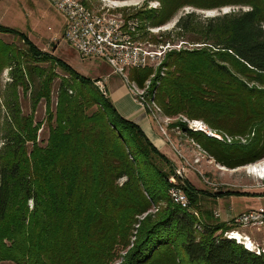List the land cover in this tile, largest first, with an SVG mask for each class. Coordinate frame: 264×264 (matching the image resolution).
<instances>
[{
    "label": "trees",
    "instance_id": "trees-1",
    "mask_svg": "<svg viewBox=\"0 0 264 264\" xmlns=\"http://www.w3.org/2000/svg\"><path fill=\"white\" fill-rule=\"evenodd\" d=\"M151 1L160 7L130 17H138L142 28L165 25L187 7H247L213 17L195 11L178 17L175 37L192 47L166 55L155 102L167 117L200 120L243 140L225 143L180 124L216 164L236 169L262 160L264 0ZM0 33L18 36L34 63L24 66L22 56L0 42V75L9 69L12 91L4 95L0 123V264H264V254L224 237L235 230L233 224L212 222L201 206V197L245 193L198 190L176 176L173 162L117 112L96 79L41 54L23 33L2 25ZM151 74L149 68L134 69L129 80L142 88ZM17 88L29 95L28 114ZM40 101L47 114L44 139L34 120ZM171 176L187 196L188 209L170 199Z\"/></svg>",
    "mask_w": 264,
    "mask_h": 264
},
{
    "label": "rangeland",
    "instance_id": "rangeland-1",
    "mask_svg": "<svg viewBox=\"0 0 264 264\" xmlns=\"http://www.w3.org/2000/svg\"><path fill=\"white\" fill-rule=\"evenodd\" d=\"M89 6L92 9H97L100 5H102L97 0H88ZM114 2H124V6H116L117 12H119V9L123 10L121 14H126L128 19L130 20V23L135 24V28L137 30V34L141 35L142 33H145L146 36L143 38L141 37V41H149L151 43H159L162 42L166 35L170 33L169 39L166 41L171 45V50L167 51L164 58L160 60L159 63L154 64L152 66H149L148 68L152 70V74L149 76L148 80L144 82V99L147 101V104L150 105V107L153 108L155 118L159 122L156 123L152 115L147 112L148 118H150L151 122L153 123V126L157 132V134L163 139V141L166 143V151L169 159L174 164V170L180 169L182 179L188 180L196 189L198 190H204L208 192H217L218 190H224V191H245V194H252L254 190H264V180L259 181L256 179L255 176L249 175L245 172L243 167H239L236 169H228L226 167L221 168L222 166L219 164H216L211 157H209L207 154H205L197 142L194 139H191L187 132L183 131L180 124H184L188 130V124L187 121H192L191 119H188L187 117L183 115H179L177 117H167L163 115L161 109L158 107L157 103L155 102V88L158 84V79L163 77L166 73L167 69L163 66V63L166 59V55L168 53H171L173 51H179L181 49H189L192 46L186 45L185 43L181 42L180 39H177L175 37L177 31L173 30V26L175 22L177 21L178 17L181 16L183 13L195 11L201 18L205 17H213L219 14L228 13L231 11H237L239 9L247 10V7H235V6H227L222 8H217L213 10H198L194 8H183L180 10L171 21L166 23L165 25H162L160 27H143L144 24L139 20L137 17H131V15L137 14L139 11L148 10V9H154L156 6L158 8L160 7V4L156 3V1L151 0H109ZM14 0H10V3L13 4ZM107 5H110L112 2L105 1ZM17 4V6H16ZM15 6H16V18H13L12 13L4 14V19H0V25L10 27L20 33L25 34L31 43L37 49L41 52L43 55H53L52 50L56 47V45L61 42L62 45H65V47L68 49L66 44L64 43L62 39L63 31H64V19L50 6L47 0H15ZM20 10L18 13L17 11ZM123 16V15H122ZM151 37H154L152 39ZM0 42L6 43L11 45L13 48L14 53H18L22 56L20 60L22 61V64L25 66L26 64H32L33 62L29 59L27 56L28 53V47L23 43V41L16 35L12 34H5L0 33ZM194 47V46H193ZM69 50V49H68ZM67 51L66 49L61 50V48H57L56 52L60 53L62 56H64V52ZM17 55V54H16ZM55 56V55H53ZM56 57L58 55L56 54ZM64 59L65 57H61ZM96 64L99 63L98 60H94ZM74 60L70 59V65L73 66L74 70H78L77 72L80 73L83 76L90 75L91 69L87 68H80L86 66V63L84 61L80 62L79 66L74 65ZM79 63V62H78ZM34 64V63H33ZM42 67H47L48 63H39ZM87 69V71H86ZM134 70L133 68H127L125 73L127 77L129 78L130 71ZM55 72L59 76H64L62 71L58 68L55 69ZM87 72V73H86ZM10 83V75H9V69H5L1 75H0V123L6 116V109L3 107L4 103V95H9L12 93L11 89L8 87V84ZM59 79H55L52 83V93H51V109L55 106V97H56V90L58 87ZM17 93L19 96V103L22 109V112L24 114H28L30 112V99L29 95L24 96L22 94V91L20 88H17ZM141 91V90H140ZM154 98V99H153ZM151 99L154 100L155 106H157L160 111H157L155 109V106L152 105ZM46 111H45V103L44 101H40L39 104L36 107L35 113H34V120L36 122L41 123V129L43 130L38 133L39 139H44L47 136L46 131ZM198 121V120H196ZM200 121V120H199ZM203 122V121H202ZM207 126V125H206ZM208 127V126H207ZM162 130L166 134V136L163 135ZM190 131V130H188ZM192 132V131H190ZM200 133L201 132H195ZM1 132H0V147H1ZM219 134V132H218ZM204 135V134H203ZM219 135L222 136L220 133ZM228 138H230V142L233 141H242V139L239 138H232L227 135ZM225 141L226 138L222 136ZM229 142V143H230ZM228 143V142H225ZM264 158L261 160L263 161ZM264 162V161H263ZM220 167V168H219ZM183 169V170H181ZM225 169V170H224ZM173 177V176H171ZM169 177L168 181L171 179ZM173 183V182H172ZM171 183V184H172ZM176 183H178L176 181ZM173 183L172 185H174ZM176 186H179L176 184ZM244 193V192H243ZM169 195V194H168ZM170 197V196H169ZM201 206L202 208L207 211V215H204V217H208V213L210 212L211 217H214L212 222H219L221 220V217H217L218 211H216V214L214 215L213 210L215 208L220 209V207H215L216 203L213 202V199H209L207 197H201ZM219 205H225L228 206V201H226V198H222L221 200L217 201ZM238 210V209H237ZM252 210V209H251ZM156 210L152 209L150 212L154 213ZM221 223V222H219ZM227 225H229L227 223ZM238 234L236 235V238L240 239V234L243 232H249L248 236L256 240L259 244L261 243V233H258L255 229L252 228H237L236 229ZM255 238V239H254ZM257 238V239H256ZM2 264H13V263H2Z\"/></svg>",
    "mask_w": 264,
    "mask_h": 264
},
{
    "label": "built area",
    "instance_id": "built-area-1",
    "mask_svg": "<svg viewBox=\"0 0 264 264\" xmlns=\"http://www.w3.org/2000/svg\"><path fill=\"white\" fill-rule=\"evenodd\" d=\"M50 6L64 19V31L62 39L67 46L81 59L99 60L107 65L112 73L118 75L123 80L128 94L133 103L148 112L159 124L155 118L153 108L147 104L144 99V86L139 88L134 82L130 81L125 71L127 68L144 69L157 64L164 58L167 51H170L171 45L166 43H151L141 41L137 34L136 26L126 16L121 14L123 10L117 12L116 6H124L125 3H117L109 0H97L102 5L97 9L89 6L88 0H47ZM105 1L112 2L107 5ZM157 3V2H156ZM158 4V3H157ZM158 8L156 6L154 9ZM117 10V11H116ZM123 15V16H122ZM96 85L101 91H104L102 83ZM141 90V91H140ZM154 99V98H153ZM151 103L155 106L154 100ZM157 111L160 109L155 106ZM188 130L201 132L206 137L214 138L219 141L230 142L226 135H219L206 126L202 121H187ZM164 136L166 134L162 130ZM245 172L253 175L259 181L264 180V162L257 161L243 167ZM183 170V169H181ZM256 170V171H254ZM252 173L250 174V172ZM175 175L182 178L180 169H175ZM176 176L171 177L170 183H175L168 190V194L173 203L183 209L189 208V200L185 193L176 186ZM172 183V184H173ZM231 224L235 230L227 231L224 237L234 240L241 244L247 251L257 255L264 254V208L252 209L237 215L232 219ZM237 228H252L261 233V243L251 239L249 236L240 234V239L236 238Z\"/></svg>",
    "mask_w": 264,
    "mask_h": 264
},
{
    "label": "crops",
    "instance_id": "crops-1",
    "mask_svg": "<svg viewBox=\"0 0 264 264\" xmlns=\"http://www.w3.org/2000/svg\"><path fill=\"white\" fill-rule=\"evenodd\" d=\"M16 6H15V0L13 4L10 3V0H0V19L1 18L4 19V15H2L1 13H4V14L12 13L13 18H16V15H15ZM17 11L18 13L20 12L18 8H17ZM58 47L61 48V50H64V49L67 50L64 52L63 54L64 56L56 52V49ZM68 49L65 47V45H62L61 42H59V44L56 45V47L52 50L53 52L52 54L55 56L57 54L58 58L60 59H62L61 57H65L62 60L72 68L73 66L70 65V59L74 60L75 66H79L80 62L84 61L86 63V66L80 67V68H87L89 70L91 69V74L87 75V77L96 79L97 82L102 83L106 94L111 99L117 112L124 118L136 123L144 131V133L149 138V140L153 143V145L160 152H162L165 156L168 157L167 155L168 153L166 151V143L157 134L153 126V123L151 122L150 118H148V114L133 103L121 77L112 73L111 69L107 65L102 63L101 61L98 60L99 63L96 64L94 59H81L78 55H76L73 51H71L69 47ZM75 71H78V70H75ZM230 191H233V190H230ZM240 192L245 193V191H240ZM222 198H226V201H228V204H227L228 206L219 205L217 203V201L221 200ZM213 202L216 203L215 207H220L219 210L218 208H216V210L215 208L212 209L214 215L216 214V211H218L216 216L221 217V220L219 222L230 224L232 219L241 213H244L251 209L264 208V190H254L251 195L246 193L245 196H228V197L224 196L221 198L213 199ZM209 218L211 221L214 219V217H211V216H209ZM248 233L249 232H243L242 234L248 236Z\"/></svg>",
    "mask_w": 264,
    "mask_h": 264
},
{
    "label": "bare ground",
    "instance_id": "bare-ground-1",
    "mask_svg": "<svg viewBox=\"0 0 264 264\" xmlns=\"http://www.w3.org/2000/svg\"><path fill=\"white\" fill-rule=\"evenodd\" d=\"M221 168H223V167H221ZM254 171H256V170H254ZM252 173V171L250 172V174Z\"/></svg>",
    "mask_w": 264,
    "mask_h": 264
}]
</instances>
